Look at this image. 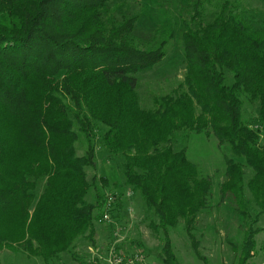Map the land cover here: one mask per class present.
<instances>
[{"label":"trees","instance_id":"trees-1","mask_svg":"<svg viewBox=\"0 0 264 264\" xmlns=\"http://www.w3.org/2000/svg\"><path fill=\"white\" fill-rule=\"evenodd\" d=\"M184 1L193 22L183 35L188 88L158 98L148 114L134 97L137 74L163 60L174 34L155 48L133 44L144 11H132L140 2L0 0V250L51 264L64 255L78 261L80 241L97 246L95 220L109 176L90 181L87 170L97 168L101 126L105 152L122 158L115 190L122 197L105 225L111 235L131 189L151 215L160 263L180 264L171 240L180 222L198 256L196 224L212 181L173 147L180 133L209 135L233 156L225 158L220 193L222 202L234 199L246 223L241 264L257 255L256 237L264 233L255 229L264 215V23L247 19L243 0ZM246 104L258 110L256 123L246 121ZM80 137L87 144L83 156L76 153ZM244 165L253 172L248 181Z\"/></svg>","mask_w":264,"mask_h":264},{"label":"rangeland","instance_id":"rangeland-1","mask_svg":"<svg viewBox=\"0 0 264 264\" xmlns=\"http://www.w3.org/2000/svg\"><path fill=\"white\" fill-rule=\"evenodd\" d=\"M141 4H135V14L140 15V24L131 39L133 44L139 46H151L155 48L160 44L162 36H171V41L165 45V56L163 60L152 70L143 71L137 74L138 87L135 92V99L138 102L141 112L152 114L157 109L155 101L158 98L174 97L175 94H181V91L187 87V66L184 62V32L185 25L193 24L190 20L192 15L191 8L185 7L184 0H137ZM219 1V0H218ZM247 11V19L254 25L260 26L264 23V0H243ZM215 1L207 5L208 12ZM121 9V3L117 10ZM137 12V13H136ZM211 14L208 15L210 17ZM165 28V29H164ZM171 28V29H170ZM170 29V30H168ZM163 33H167L162 35ZM145 49V48H144ZM230 84V81H227ZM101 97L99 101L104 107L106 98L112 97L114 103H119L117 93L110 96ZM124 98V97H123ZM125 99V98H124ZM70 105L69 101H65ZM125 103H130L127 100ZM112 104V106H113ZM114 105V107L116 106ZM244 117L246 121L256 119L258 110L248 108L246 104ZM71 106V105H70ZM72 107V106H71ZM129 114V112H128ZM131 117V114H129ZM252 123H256L252 120ZM97 138L94 141L96 145V170L88 169V180L91 181L95 175L97 177L109 176L107 191L116 190L117 183L122 182V176L119 174V165L122 158L113 159L103 148L101 136L103 127H99ZM173 149L176 152L186 151L188 159L196 165L200 176L207 177L212 181V193L208 201L207 208L198 216L195 236L199 241L198 256L186 236L184 224L180 222L177 229L172 231L171 240L174 253L180 264H241L240 246L243 239V232L246 229V223L239 214L237 204L232 197L221 200L220 187L226 181V163L225 158L233 157L229 150L224 154L217 147V141L213 136L196 135L180 133L177 135ZM87 150V144L83 137H80L76 146L78 156H83ZM243 163V162H242ZM244 164V163H243ZM245 180L248 181L253 172L251 168L244 165ZM111 178V179H110ZM114 178V179H113ZM116 180V182H114ZM113 182L116 185H113ZM135 196V197H134ZM131 200H125V217L120 222L123 226V243L125 250L135 252L137 250L143 253L145 264H161L158 255L161 250L159 239L150 229V219L147 216V210L144 207L138 195H134ZM89 203L93 202V192L88 195ZM127 209L129 211L127 212ZM254 217L253 214H251ZM95 226L99 233L97 246L91 247L87 243L80 241L77 244L78 261L72 260L69 256H62L59 262L51 264H88L93 263L94 253L105 252L109 243L112 242V235L107 226L99 225L95 220ZM264 228V216L255 226V229ZM257 255L252 257L246 264H264V233L256 237ZM93 251V254L91 253ZM0 264H44L40 259L29 258L24 253H13L8 249L0 250Z\"/></svg>","mask_w":264,"mask_h":264},{"label":"built area","instance_id":"built-area-1","mask_svg":"<svg viewBox=\"0 0 264 264\" xmlns=\"http://www.w3.org/2000/svg\"><path fill=\"white\" fill-rule=\"evenodd\" d=\"M134 192L131 189H126L123 199L131 200ZM121 195L115 191H109L105 194V205L102 212V217L97 220L99 225H109L112 223V210L114 205L121 200ZM129 209H127V212ZM124 228L121 224L117 223L116 229L112 234V242L109 243L104 253L99 250L95 257H92L93 263L88 264H145L143 253L139 250L135 252H128L125 250V241L123 235ZM93 254V251L91 250Z\"/></svg>","mask_w":264,"mask_h":264},{"label":"crops","instance_id":"crops-1","mask_svg":"<svg viewBox=\"0 0 264 264\" xmlns=\"http://www.w3.org/2000/svg\"><path fill=\"white\" fill-rule=\"evenodd\" d=\"M264 216V215H263Z\"/></svg>","mask_w":264,"mask_h":264}]
</instances>
